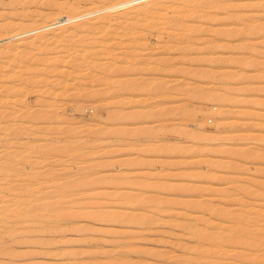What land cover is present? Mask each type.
Wrapping results in <instances>:
<instances>
[{
	"label": "rangeland",
	"instance_id": "374dc122",
	"mask_svg": "<svg viewBox=\"0 0 264 264\" xmlns=\"http://www.w3.org/2000/svg\"><path fill=\"white\" fill-rule=\"evenodd\" d=\"M233 29L246 31L231 35L227 33ZM255 46L257 50H254ZM0 54V73L3 75L0 74V112L3 111L0 113V164L5 165L3 169H6L2 173L10 181L6 180L7 186L17 185V189L10 192L16 193L17 190L18 196L22 194L19 197L22 202L26 201L25 196V199H32L37 192L39 194L35 198L40 202L35 203L38 202L40 207L44 205V208H39L36 204V208L33 204L41 211L35 209V215L29 214L33 220L23 214L17 218L12 213L0 215V264H264V200L253 196L254 199L249 194L245 196L244 190L240 189L244 185L253 190L258 180L264 182V128L261 130L256 126H260L259 123L264 125V0H0ZM234 59L250 62L243 67L238 66ZM189 71L191 74L186 73ZM195 76L198 79H194ZM182 83L183 90L179 91ZM200 94L203 96L198 99ZM233 96L240 102L233 103L236 99ZM242 98L244 101L241 102ZM248 108L250 113L246 116L244 114ZM209 111L217 115L213 116ZM38 113L40 115L37 116ZM106 115L108 118L102 121L101 118ZM119 116L124 117L121 120L123 123ZM244 119L248 121L240 129L239 123ZM215 124L226 125L217 127ZM33 128L36 130L33 131ZM38 128L42 131L38 132ZM113 128L112 136L109 132ZM124 128L125 131L122 130ZM50 129L52 131L49 133ZM71 129L73 133L68 132ZM76 132H79L77 137ZM123 132L129 137L123 136ZM198 135L199 138L203 135L206 140L203 141L202 137L203 142H199L196 140ZM245 135H259V140L249 142L247 137H243ZM68 140H71L70 143ZM35 147L37 152H34ZM241 150L249 152L245 155ZM85 153L89 156H85ZM50 162L55 165L48 164ZM38 173L41 176L39 180ZM84 177L89 180L86 181ZM78 178L81 184L83 179L86 182L82 184L83 187ZM90 180L95 182L91 183ZM28 181L33 190L28 188ZM69 181L72 186L76 181L77 186L75 184L73 188L77 190L70 188ZM67 183L69 187H66ZM169 185L171 187H167ZM26 187L32 193L28 194ZM228 187L233 189V193L241 191L240 195L223 199L222 191ZM67 188L70 190L67 191ZM189 200L217 206L221 213L219 247H222L219 248L218 261L204 257L207 249L203 245L201 230L204 227L203 219L210 217L209 207L205 208L207 211L191 208ZM89 201L94 204L90 206L91 210H79L80 205ZM97 202L101 205L96 206ZM71 206L76 208L75 213H69ZM109 209H112L115 218ZM61 210H65L66 217L64 212L62 217ZM95 211L99 212L96 214ZM4 218H7L6 221Z\"/></svg>",
	"mask_w": 264,
	"mask_h": 264
},
{
	"label": "bare ground",
	"instance_id": "6f19581e",
	"mask_svg": "<svg viewBox=\"0 0 264 264\" xmlns=\"http://www.w3.org/2000/svg\"><path fill=\"white\" fill-rule=\"evenodd\" d=\"M211 1H213V0H211ZM238 2H239V1H238ZM246 6H247V5H246ZM244 31H246V30H244ZM244 31H236L235 29H233V30H228L227 33H229V34L231 35V34H233V33L236 34L235 32H242V33H243ZM252 31H253V30H252ZM244 33H245V32H244ZM248 33H249V32H248ZM248 33H247V35H251V33H250V34H248ZM30 39H31V38H30ZM33 39H34V38H33ZM27 41H29V40H27ZM32 42H33V40H32ZM242 46H244V45H242ZM245 47H246V46H245ZM246 48L249 49L248 46H247ZM240 49H241V48H240ZM29 50H30V49H29ZM37 50H38V49H37ZM254 50H257L256 46H255ZM33 51H34V49H33ZM246 51L249 52L248 50H246ZM45 53H47V52H45ZM249 53H250V52H249ZM259 53H260V52H258V54H259ZM6 54H7V53H6ZM21 54H22V53H21ZM33 54H34V53H33ZM252 54H253V53H252ZM254 54L257 55V53H254ZM260 54H261V53H260ZM260 54H259V55H260ZM0 55H1V54H0ZM16 55H17V54H16ZM16 55H15V56H16ZM22 55H23V54H22ZM30 55H31V54H30ZM43 55L45 56L46 54H43ZM43 55H42V56H43ZM250 55H251V54H250ZM13 56H14V55H13ZM17 56H18V55H17ZM38 56H39V55H38ZM40 56H41V55H40ZM48 56H49V55H48ZM247 56H248V55H247ZM253 56H255V55H253ZM3 57H4V55H3ZM5 57H6V56H5ZM18 57H20V55H19ZM24 57H25V56H24ZM238 57H240V56H238ZM0 58H1V57H0ZM7 58H8V57H7ZM35 58H36V57H35ZM37 58H38V57H37ZM55 58H56V57H55ZM247 58H248V57H247ZM17 59H19V58H17ZM30 59H31V58H30ZM43 59H44V57H43ZM45 59H46V57H45ZM45 59H44V60H45ZM51 59H52V57H51ZM21 60H23V59L21 58ZM26 60H27V58H26ZM53 60H55V59H53ZM60 60H61V59H60ZM237 60H238V61H236V59H234V61L237 62L238 66L240 65V66H243V67L246 66V64L248 65V63L250 62V61H247L246 59H237ZM17 61H18V60H17ZM24 61H25V60H24ZM30 61H31V60H30ZM48 61H49V60H48ZM263 61H264V60H263ZM19 62H20V61H19ZM27 62H28V61H27ZM27 62H25V63H27ZM35 62H36V61H35ZM44 62H45V61H44ZM16 63H17V62H16ZM40 63H41V62H40ZM48 63H49V62H48ZM51 63H52V62H51ZM53 63H54V62H53ZM233 63H234V62H233ZM0 64H1V63H0ZM18 64H20V63H18ZM32 64H33V63H32ZM22 65H23V64H22ZM34 65H35V64H34ZM37 65H38V64H37ZM40 65H41V64H40ZM44 65H45V63H44ZM55 65H56V64H55ZM234 65H236V64L234 63ZM263 65H264V63H263ZM16 66H17V65H16ZM18 66H20V65H18ZM45 66H46V65H45ZM236 66H237V65H236ZM22 67H23V66H22ZM31 67H32V66H31ZM37 67H38V66H37ZM48 67H49V66H48ZM8 68H9V67H8ZM17 68H18V67H17ZM19 68H20V67H19ZM34 68H35V67H34ZM39 68H40V67H39ZM46 68H47V67H46ZM50 68H51V67H50ZM20 69H21V68H20ZM24 69H25V67H24ZM30 69H31V68H30ZM60 69H61V68H60ZM238 69H239V68H238ZM246 69H247V68H246ZM8 70H9V69H8ZM22 70H23V68H22ZM22 70H21V71H22ZM33 70H34V69H33ZM33 70H32V71H33ZM41 70H42V69H41ZM55 70H56V69H55ZM72 70H73V69H72ZM74 70H75V69H74ZM236 70H237V69H236ZM239 70H240V69H239ZM242 70H243V69H242ZM10 71H11V70H10ZM10 71H9V72H10ZM28 71H29V70H28ZM34 71H36V70H34ZM49 71H50V69H49ZM49 71H48V73H49ZM53 71H54V70H53ZM58 71H59V70H58ZM109 71H110V70H109ZM109 71H108V72H109ZM244 71H245V70H244ZM46 72H47V71H46ZM61 72H62V71H61ZM72 72H74V71H72ZM182 72H183V70H182ZM226 72H227V71H226ZM236 72H237V71H236ZM236 72H234V73L236 74ZM239 72H240V71H239ZM263 72H264V71H263ZM18 73H19V72H18ZM18 73H17V74H18ZM51 73H52V72H51ZM57 73H58V72H57ZM57 73H56V74H57ZM59 73H60V72H59ZM59 73H58V74H59ZM110 73H111V72H110ZM113 73H115V72L113 71ZM113 73H111V74H113ZM179 73H180V72H179ZM186 73L191 74L190 71H189V72H186ZM186 73H185V75H186ZM194 73H195V72H194ZM207 73H208V72H206V74H207ZM243 73H244V72H243ZM0 74L2 75V72H1ZM17 74H15V75H17ZM33 74H34V73H33ZM36 74H37V73H36ZM45 74H46V73H45ZM49 74H50V73H49ZM49 74H48V75H49ZM58 74H57V75H58ZM61 74H62V73H61ZM76 74H77V73H76ZM181 74H182V73H181ZM188 74H187V76H188ZM201 74H202V73H201ZM201 74H200V77H201ZM215 74H216V73H215ZM231 74H232V73H231ZM239 74H240V73H239ZM249 74H250V73H249ZM259 74H260V73H259ZM4 75H5V74H4ZM9 75H10V74H9ZM9 75H8V76H9ZM11 75H12V74H11ZM52 75H53V74H52ZM62 75H63V74H62ZM108 75H109V74H108ZM193 75H195V74H193ZM193 75H192L191 77H193ZM196 75H197V74H196ZM204 75H205V74H204ZM210 75H211V74H210ZM220 75L222 76V74H220ZM226 75H227V74H226ZM226 75H225V76H226ZM244 75H245V73H244ZM247 75H248V74H247ZM257 75H258V74H257ZM2 76H3V75H2ZM34 76H35V75H34ZM60 76H61V75H60ZM63 76H65V75H63ZM81 76H82V75H81ZM105 76H106V75H105ZM109 76H110V75H109ZM202 76H203V75H202ZM216 76H217V75H216ZM227 76H228V75H227ZM231 76H232V75H231ZM252 76H253V75H252ZM9 77H10V76H9ZM13 77H14V76H13ZM36 77H37V76H36ZM47 77H48V76H47ZM56 77H57V76H55V78H56ZM74 77H75V76H74ZM200 77H199V80H200ZM219 77H220V76H219ZM236 77H237V76H236ZM258 77H259V76H258ZM258 77H257V78H258ZM260 77H261V76H260ZM262 77H263V76H262ZM262 77H261V78H262ZM2 78H3V77H1V79H2ZM16 78L18 79V76H17ZM21 78H22V77H21ZM29 78H30V77H29ZM34 78H35V77H34ZM37 78H39V77H37ZM51 78H52V77H51ZM51 78H50V79H51ZM189 78H190V76H189ZM189 78H188V79H189ZM195 78L198 79V77H196V76L194 77V79H195ZM201 78H202V77H201ZM208 78H209V77H208ZM248 78H249V77H248ZM252 78H254V77H252ZM17 79H16V80H17ZM22 79H23V78H22ZM24 79H25V78H24ZM57 79H58V78H57ZM79 79H80V78H79ZM107 79H108V78H107ZM109 79H110V78H109ZM109 79H108V80H109ZM114 79H115V78H114ZM188 79H187V80H188ZM192 79H193V78H192ZM197 79H196V80H197ZM202 79H203V78H202ZM202 79H201V80H202ZM205 79H206V78H205ZM226 79H227V78H226ZM229 79H230V78H229ZM229 79H228V81H229ZM233 79H235V78H233ZM237 79H238V78H237ZM240 79H241V78H240ZM262 79H263V78H262ZM9 80H10V79H9ZM16 80H15V81H16ZM42 80H43V79H42ZM59 80H61V79H59ZM67 80H68V79H67ZM90 80H91V79H90ZM184 80H186V79H184ZM190 80H191V79H190ZM213 80H214V78H213ZM221 80H223V79H221ZM238 80H239V79H238ZM238 80H237V82H238ZM54 81H55V80H53V82H54ZM56 81H57V80H56ZM78 81H79V80H78ZM105 81H106V80H105ZM242 81H243V79H242ZM253 81H254V80H253ZM101 82H102V81H101ZM111 82H112V81H111ZM184 82H187V81H184ZM189 82H191V81H189ZM231 82H232V78H231ZM233 82H234V81H233ZM239 82H240V81H239ZM263 82H264V81H263ZM9 83H10V82H9ZM17 83H18V82H17ZM19 83H20V82H19ZM49 83H50V82H49ZM59 83H60V82H59ZM105 83H106V82H105ZM109 83H110V82H109ZM109 83H108V85H109ZM122 83H123V82H122ZM122 83H121V84H122ZM136 83H137V81H136ZM167 83H168V82H167ZM167 83H166V84H167ZM192 83H193V82H192ZM221 83H222V81H221ZM243 83H244V82H243ZM248 83H249V82H248ZM12 84H14V83H12ZM30 84H31V83H30ZM55 84H56V83H55ZM68 84H69V83H68ZM71 84H72V83H71ZM74 84H75V83H74ZM98 84H100V83H98ZM114 84H115V83H114ZM116 84H119V82H117ZM168 84H169V83H168ZM186 84H187V83H186ZM186 84H185V85H186ZM216 84H217V83H216ZM226 84H227V82H226ZM17 85H18V84H17ZM28 85H29V83H28ZM44 85H45V83H44ZM51 85H52V83H51ZM65 85H66V84H65ZM112 85H113V84H112ZM140 85H141V84H140ZM140 85L138 86V89L140 88ZM189 85H190V84H189ZM217 85H218V84H217ZM229 85H230V84H229ZM229 85H228V86H229ZM233 85H234V84H233ZM4 86H6V84L3 85V87H4ZM12 86H13V85H12ZM14 86H16V85H14ZM30 86H31V85H30ZM36 86H37V85H36ZM55 86H56V85H55ZM114 86H115V85H114ZM117 86H118V85H117ZM119 86H120V85H119ZM182 86H183V83H182V85L180 84V89H179V91H182V90H183V87H182ZM187 86H188V85H187ZM220 86L223 87L222 85H220ZM225 86H226V85H225ZM244 86H245V84H244ZM249 86H250V85H249ZM28 87H29V86H28ZM34 87H35V86H34ZM44 87H45V86H44ZM65 87H66V86H65ZM106 87H107V86H106ZM112 87H113V86H112ZM153 87H155V86L153 85ZM153 87L151 86V89H152ZM159 87H160V86H159ZM159 87H157V88H159ZM184 87H185V86H184ZM14 88H15V87H14ZM18 88H19V87H18ZM47 88H48V87H47ZM122 88H123V86H122ZM130 88H131V87H130ZM134 88H136V87L134 86ZM141 88H142V86H141ZM162 88H163V86H162ZM45 89H46V87H45ZM54 89H55V88H54ZM67 89H68V88H67ZM119 89H120V88H119ZM138 89H136V90H138ZM151 89H150V90H151ZM153 89H154V88H153ZM227 89H228V88L226 87V90H227ZM238 89H239V88H238ZM249 89H250V87H249ZM31 90H32V89H31ZM31 90H30V91H31ZM131 90L133 91L134 89L131 88ZM136 90H135V91H136ZM154 90H155V89H154ZM166 90H167V89H166ZM232 90H233V89H232ZM243 90H244V89H243ZM245 90H246V89H245ZM245 90H244V91H245ZM12 91H13V90H12ZM49 91H50V89H49ZM49 91H48V92H49ZM113 91H114V89H113ZM117 91H118V90H117ZM132 91H131V92H132ZM135 91L133 92V94H135ZM152 91H153V90H152ZM228 91H229V90H228ZM244 91H243V93H244ZM19 92H20V90H19ZM32 92H35V91H32ZM37 92H38V91H37ZM55 92H56V91H55ZM156 92H160V91L157 90ZM22 93H23V92H22ZM25 93H26V91H25ZM39 93H40V92H39ZM43 93H44V92H43ZM95 93H96V92H95ZM136 93H137V92H136ZM225 93H226V92H225ZM225 93H224V95H225ZM227 93L229 94V92H227ZM227 93H226V94H227ZM234 93H235V92H234ZM238 93H239V92H238ZM254 93H255V92H254ZM9 94H10V93H9ZM13 94H14V92H13ZM108 94H109V93H108ZM112 94H113V93H112ZM189 94H191V93H189ZM201 94H203V93H201ZM201 94H200V95H201ZM228 94H227V95H228ZM240 94H241V93H240ZM6 95H7V94H6ZM93 95H94V94H93ZM109 95H110V94H109ZM150 95H151V93H150ZM159 95H160V94H158V95H156V96H159ZM192 95H193V92H192ZM195 95H196V97H197L196 92H195ZM97 96H98V95H97ZM119 96H120V95H119ZM202 96H203V95L198 96V99H200V97H202ZM21 97H22V96H21ZM24 97H25V96H24ZM38 97H39V96H38ZM46 97H47V96H46ZM99 97H100V96H99ZM101 97H102V95H101ZM137 97H138V96H137ZM190 97H191V96L189 95V98H190ZM224 97H225V96H224ZM227 97H228V96H226V98H227ZM233 97H234V96H233ZM17 98H18V97H17ZM154 98H155V97H154ZM192 98H193V97H192ZM231 98H232V97H231ZM231 98H230V102H231V100H232ZM235 98H236V97H234V99H235ZM7 99H8V97H7ZM55 99H56V98H55ZM228 99H229V98H228ZM244 99H246V98H244ZM43 100H44V99H43ZM112 100H113V99H112ZM122 100H123V99H122ZM39 101H40V100H39ZM238 101H239V100H237V98H236V99H235L234 101H232V102H233V103H235V102L238 103ZM242 101H244L243 98H242L241 102H242ZM254 101H255V103L257 102L256 100H254ZM16 102H17V99H16ZM19 102H20V100H19ZM99 102H100V101H99ZM120 102H121V100H120ZM239 102H240V101H239ZM258 102L260 103V101H258ZM261 102H262V101H261ZM21 104H22V103H21ZM24 104H25V103H24ZM43 104H44V103H43ZM43 104H42V105H43ZM97 104H98V103H97ZM231 104H232V103H230V105H231ZM244 104H245V103H244ZM248 104H249V103H248ZM11 105H13V104H11ZM106 105H107V104H106ZM121 105H122V104H121ZM228 105H229V104H228ZM232 105H234V104H232ZM103 106H104V105H103ZM234 106H235V105H234ZM247 106H248V105H247ZM104 107H105V106H104ZM121 107H122V106H121ZM4 108H5V107H4ZM13 108H14V107H13ZM16 108H19V107H16ZM23 108H24V107H23ZM25 109H26V108H25ZM112 110H113V109H112ZM112 110H110V111L113 112ZM227 110H229V109H227ZM13 111H14V110H13ZM28 111H29V110H28ZM107 111H108V109H107ZM119 111H120V110H119ZM6 112H7V111H6ZM11 112H12V111H11ZM120 112H121V111H120ZM209 112H210V113H213V111H209ZM209 112H208V113H209ZM222 112H223V111H222ZM226 112H227V111H226ZM245 112H246V113H245L244 115H246V116L249 115V113H250L249 108H248ZM259 112H260V111H259ZM0 113H3V111L0 112ZM20 113H21V111H20ZM44 113H45V111H44ZM108 113H110V112L108 111ZM114 113H115V112H114ZM114 113H113V114H114ZM118 113H119V112H118ZM208 113H206V115H209ZM257 113H258V112H257ZM5 114H6V113H5ZM11 114H12V113H11ZM30 114H31V113H30ZM30 114H29V115H30ZM116 114H117V113H116ZM116 114H114V115H116ZM219 114H220V113H219ZM221 114H222V113H221ZM223 114H224V112H223ZM0 115H1V114H0ZM8 115H9V114H8ZM13 115H14V114H13ZM18 115H19V114H18ZM25 115H26V112H25ZM27 115H28V114H27ZM29 115H28V116H29ZM38 115H40V113H38L37 116H38ZM49 115H50V114H49ZM92 115H93V113H92ZM108 115H109V114H108ZM114 115H113V118H114ZM123 115H124V114H123ZM123 115H122V116H123ZM212 115L215 116V115H217V114L214 115V113H213ZM244 115H243V116H244ZM258 115H259V114H258ZM261 115H262V114H260L259 116H261ZM5 116H6V115H5ZM11 116H12V115H11ZM42 116L44 117L45 115H42ZM53 116H55V114H54ZM57 116H58V115H57ZM122 116H119V117H121V119H119L120 121L123 120L122 118H124V117H122ZM137 116H138V115H137ZM213 116H212V117H213ZM223 116H224V115H223ZM223 116L221 115L220 117L222 118ZM259 116H258V118H260ZM1 117H2V115H1ZM1 117H0V119H1ZM3 117H4V116H3ZM9 117H10V116H9ZM14 117H15V116H14ZM18 117H19V116H18ZM20 117H24V116H20ZM45 117H46V116H45ZM47 117H48V116H47ZM51 117H52V116H51ZM60 117H61V116H60ZM109 117H110V116H109ZM133 117H134V116H133ZM139 117H140V116H139ZM248 117H249V116H248ZM256 117H257V116H256ZM28 118H29V117H28ZM28 118H27V119H28ZM39 118H40V117H39ZM61 118H62V117H61ZM107 118H108V117H107V115H106V116H103L101 119H102V121H103V120H105V119H107ZM135 118H136V117H135ZM223 118H224V117H223ZM226 118H227V117H226ZM7 119H9V118H7ZM13 119H14V118H13ZM21 119H22V118H21ZM34 119H36V118H33V120H34ZM43 119H44V118H43ZM55 119H56V118H55ZM58 119H59V117H58ZM117 119H118V118H117ZM125 119H126V117H125ZM133 119H134V118H132L131 120H133ZM136 119H137V118H136ZM138 119H139V118H138ZM206 119H207V118H206ZM245 119H246V118H245ZM245 119H244L242 122L239 123V128H240V129H243V126L247 123L248 120H245ZM263 119H264V118H263ZM16 120H17V119H16ZM31 120H32V119H31ZM31 120H30V121H31ZM37 120H38V119H37ZM60 120H64V119H60ZM210 120H211V119H210ZM1 121H2V120H1ZM3 121H4V120H3ZM7 121H8V120H7ZM9 121H10V120H9ZM25 121H26V119H25ZM43 121H44V120H43ZM124 121H126V120H124ZM220 121H221V120H220ZM220 121H219V122H220ZM227 121H228V120H227ZM22 122H23V121H22ZM35 122H36V120H35ZM39 122H40V121H39ZM54 122H56V121H54ZM115 122H116V121H115ZM121 122L123 123V121H121ZM133 122H134V121H133ZM138 122H139V121H138ZM217 122H218V121H217ZM254 122H255V121H254ZM260 122H261V121H260ZM4 123H5V122H4ZM50 123H51V121H50ZM60 123H61V122H60ZM80 123H82V122H80ZM83 123H84V122H83ZM109 123H110V122H109ZM131 123H132V122H131ZM214 123H215V122H214ZM220 123H221V122H220ZM257 123H258V122H257ZM257 123H256V124H257ZM6 124H7V123H6ZM144 124H145V123H144ZM256 124H255V125H256ZM259 124H260V126H259L258 124H257L256 126L260 127V129L262 128L261 130H263L264 125L261 124V123H259ZM4 125H5V124H4ZM12 125L14 126V124H12ZM16 125H17V124H16ZM18 125H19V124H18ZM21 125H22V124H21ZM21 125H20V126H21ZM32 125H33V124H32ZM58 125H59V124H58ZM88 125H89V124H88ZM113 125H115V124H113ZM122 125H123V124H122ZM125 125H126V124H125ZM136 125H137V124H136ZM216 125H217V127H222L223 125H226V124H223V125H221V126H220L219 124H215L214 126H216ZM5 126H6V125H5ZM7 126H8V125H7ZM13 126H12V127H13ZM22 126H23V125H22ZM29 126H30V125H29ZM45 126H46V125H45ZM84 126H85V125H84ZM86 126H87V125H86ZM94 126H95V125H94ZM116 126H117V125H116ZM127 126H128V125H127ZM130 126H131V125H130ZM140 126H142V125H140ZM228 126L230 127V123L228 124ZM231 126H232V125H231ZM15 127H17V126H15ZM25 127H27L26 124H25ZM30 127H31V126H30ZM30 127H28V128L30 129ZM33 127H36V126H33ZM38 127H40V126H38ZM53 127H54V126H53ZM55 127H56V126H55ZM55 127H54V128H55ZM77 127H78V126H77ZM96 127H97V126H96ZM107 127H108V126H107ZM161 127H162V126H161ZM2 128H3V127H2ZM40 128H42V127H40ZM40 128H38V132H41V131H42V129H41V131L39 130ZM47 128H48V127H47ZM49 128H50V127H49ZM49 128H48V129H49ZM71 128H72V127H71ZM75 128H76V126H75ZM84 128H85V127H84ZM110 128L112 129V127H110ZM115 128H116V127H115ZM115 128H113V130H112L111 132H109V133H112L113 131H115ZM143 128H144V127H143ZM151 128H152V127H151ZM151 128H150V129H151ZM171 128H172V127H171ZM173 128H177V127H173ZM3 129H4V128H3ZM10 129H11V128H10ZM12 129H14V128H12ZM17 129H18V127H17ZM19 129H20V128H19ZM25 129H26V128H25ZM43 129H44V128H43ZM51 129H52V128H51ZM51 129L49 130V133H50V131H52ZM67 129H68V128H67ZM72 129H74V128H72ZM72 129H71V130H68V132H69V131L71 132ZM90 129H91V128H90ZM106 129H107V128H106ZM120 129H121V128H120ZM120 129H119V130H120ZM127 129H128V128H127ZM127 129H126V130H127ZM240 129H239V130H240ZM15 130H16V128H15ZM15 130H12V132L14 131V133H16ZM34 130H36V128H35V129L33 128V131H34ZM57 130H58V129H57ZM65 130H66V129H65ZM76 130H78V129L76 128ZM76 130H74V132H75ZM85 130H86V129H85ZM91 130H92V129H91ZM109 130H110V129H109ZM122 130L125 131V128L122 129ZM132 130H133V129H132ZM140 130H142V129H140ZM144 130L146 131L147 129H144ZM148 130H149V128H148ZM181 130H182V129H181ZM0 131H1V130H0ZM4 131H5V129H4ZM9 131H10V130H9ZM33 131H31V132H33ZM45 131H46V130H45ZM53 131H56V129H55V130L53 129ZM80 131H81V130H80ZM80 131H79V132H80ZM88 131H89V129H88ZM94 131H95V130H94ZM116 131H118V130H116ZM129 131H131V130L129 129ZM134 131H135V130H134ZM137 131H138V130H137ZM145 131H144V132H145ZM152 131H153V129H152ZM172 131H173V129H172ZM174 131H175V130H174ZM174 131H173V132H174ZM179 131H180V129H179ZM2 132H3V131H2ZM10 132H11V131H10ZM17 132H18V130H17ZM19 132H20V131H19ZM23 132H24V131H23ZM46 132H47V131H46ZM64 132H65V131H64ZM70 132H69V133H70ZM79 132L74 133L75 136H76V135H79ZM89 132H90V131H89ZM97 132L100 133L99 131H97ZM97 132H96V133H97ZM101 132H103V131H101ZM107 132H108V130H107ZM119 132H120V131H119ZM126 132H128V130H127ZM131 132H133V131H131ZM141 132H142V131H141ZM150 132H151V131H150ZM167 132H168V131H167ZM182 132H183V130H182ZM260 132H262V131H260ZM4 133H5V132H4ZM7 133H8V129H7ZM25 133H28V132H25ZM33 133H34V132H33ZM43 133H45V132L43 131ZM47 133H48V132H47ZM47 133H46V134H47ZM58 133H59V130H58ZM58 133H57V134H58ZM62 133H63V132H62ZM71 133H73V132H71ZM77 133H78V134H77ZM81 133H82V131H81ZM96 133H94V134H96ZM113 133H114V132H113ZM113 133H112V136H113ZM115 133H116V132H115ZM117 133H118V132H117ZM117 133H116V134H117ZM123 133H124V132H123ZM138 133H139V132H138ZM168 133H170V132H168ZM179 133H180V132H179ZM263 133H264V132H263ZM5 134H6V133H5ZM9 134H10V133H9ZM16 134H17V133H16ZM16 134H15V135H16ZM18 134H19V133H18ZM63 134H65V133H63ZM66 134H68V133H66ZM83 134H84V132H83ZM85 134H86V133H85ZM87 134H88V132H87ZM90 134H91V133H90ZM92 134H93V133H92ZM101 134H102V133H101ZM128 134H130V133L128 132ZM132 134H134V133H132ZM141 134H142V133H141ZM182 134H183V133H182ZM13 135H14V134H13ZM28 135H30V134H28ZM51 135H52V134H51ZM61 135H62V134H61ZM70 135H71V134H69V136H70ZM88 135H89V134H88ZM108 135H109V134H108ZM114 135H115V134H114ZM117 135L119 136V133H118ZM134 135H135V134H134ZM136 135H137V134H136ZM138 135H139V134H138ZM172 135H173V134H172ZM177 135H179V134H177ZM199 135H200V134H199ZM199 135L197 136L198 139L196 138V140H198L199 142L202 141V139H203V141L206 140V137H204L203 135H202L200 138H202V137H204V138L200 139V138H199ZM11 136H12V135H11ZM17 136L19 137V136H22V135H17ZM67 136H68V135H67ZM67 136H66V137H67ZM75 136H74V137H75ZM120 136H121V135H120ZM123 136H127V137H129V136H128L127 134H125V133H124ZM131 136H132V135H131ZM258 136H259V135H258ZM258 136L250 135L249 137H247V136L245 135V136H243V137H244V138L247 137V140L250 142V140H255V139L259 140V139L257 138ZM2 137H3V136H2ZM5 137H6V136H5ZM53 137H54V136H53ZM63 137H64V136H63ZM76 137H77V136H76ZM80 137H81V136H80ZM86 137H87V136H86ZM179 137H180V136H179ZM227 137H228V136H227ZM229 137H230V136H229ZM10 138H11V137H10ZM10 138H9V139H10ZM12 138H13V136H12ZM21 138H22V137H21ZM23 138H24V137H23ZM26 138H28V137H26ZM106 138H108V137L106 136ZM0 139H1V138H0ZM63 139H65V138H63ZM123 139H124V138H123ZM127 139H128V138H127ZM199 139H200V140H199ZM24 140H25V139H24ZM30 140H31V139H30ZM78 140H79V139H78ZM83 140H84V139H83ZM196 140H195V141H196ZM247 140H245V141H247ZM4 141H5V140H4ZM60 141H61V140H60ZM70 141H71V140H70ZM70 141L68 140L69 143H70ZM72 141H73V140H72ZM80 141H81V140H80ZM195 141H194V142H195ZM198 141H197V142H198ZM203 141H202V142H203ZM6 142H7V141H6ZM9 142H10V141H9ZM12 142H14V141H12ZM15 142H16V140H15ZM20 142H21V141H20ZM62 142H63V141H62ZM73 142H74V141H73ZM129 142H130V141H129ZM133 142H134V141H133ZM251 142H252V141H251ZM7 143H8V142H7ZM22 143H23V142H22ZM22 143H21V144H22ZM59 143H60V142H59ZM64 143H65V141H64ZM69 143H67V144L69 145ZM78 143H79V142H78ZM8 144H9V143H8ZM14 144H15V143H14ZM67 144H66V145H67ZM83 144H84V143H83ZM122 144H123V143H122ZM135 144H136V143H135ZM199 144H200V143H199ZM11 145H12V143H11ZM16 145H17V144H16ZM23 145H24V143H23ZM29 145H30V144H29ZM33 145H34V144H33ZM39 145H40V144H39ZM42 145H43V144H42ZM56 145H58V144H56ZM56 145H55V146H56ZM61 145H63V144H61ZM61 145H58V146H61ZM64 145H65V144H64ZM64 145H63V146H64ZM79 145H80V144H79ZM81 145H82V144H81ZM90 145H91V144H90ZM90 145H89V146H90ZM2 146H3V145H1V147H2ZM17 146L19 147V143H18ZM21 146H22V145H21ZM35 146H36V145H35ZM82 146H83V145H82ZM127 146H128V145H127ZM127 146H126V147H127ZM131 146H132V144H131ZM172 146H173V145H172ZM199 146H200V145H199ZM6 147H8V145H7ZM12 147H13V146H12ZM14 147H15V146H14ZM26 147H27V146H25V148H26ZM46 147H48V146H46ZM49 147H50V146H49ZM49 147H48V148H49ZM51 147H52V146H51ZM74 147H75V146H74ZM76 147H78L77 144H76ZM90 147H91V146H90ZM203 147H204V146H203ZM8 148H9V147H8ZM61 148H62V147H61ZM63 148H64V147H63ZM78 148H79V147H78ZM78 148H77V149H78ZM85 148H86V147H85ZM93 148H94V147H93ZM128 148H129V147H128ZM132 148H133V147H132ZM136 148H138V147L136 146ZM172 148H174V147H172ZM180 148H181V147H180ZM200 148H201V147H200ZM39 149H40V148H39ZM58 149H60V147H59ZM104 149H105V148H104ZM165 149H166V148H165ZM176 149H177V148H176ZM178 149H179V148H178ZM204 149L206 150V148H204ZM239 149H240V148H239ZM7 150H8V149H7ZM7 150H6V151H7ZM26 150H27V149H26ZM35 150H36V147H35ZM35 150H34V152H37V150H36V151H35ZM53 150H55V148H53ZM80 150H81V149H80ZM106 150H107V149H106ZM122 150H123V149H122ZM124 150H125V148H124ZM124 150H123V151H124ZM132 150H133V149H132ZM137 150H138V149H137ZM141 150H142V149H141ZM161 150H162V149H161ZM200 150H201V149H200ZM200 150H199V151H200ZM234 150H235V149H234ZM245 150H246V149H245ZM245 150H244V151H245ZM248 150H249V149H248ZM9 151H10V149H9ZM11 151H12V150H11ZM11 151H10V152H11ZM19 151H20V150H19ZM39 151H40V150H39ZM46 151H47V150H46ZM50 151H52V150H50ZM57 151H58V150H57ZM70 151H71V150H70ZM87 151H88V150H87ZM142 151H143V150H142ZM145 151H146V150H145ZM181 151H182V150H181ZM196 151H197V150H196ZM199 151H198V152H199ZM228 151H229V150H228ZM239 151H240V150H239ZM241 151H242V150H241ZM244 151H242V152H244ZM249 151H250V150H249ZM249 151H246V152H249ZM43 152H44V150H43ZM48 152H49V149H48ZM48 152H47V154L50 153V155H51V152H49V153H48ZM73 152H74V151H73ZM78 152H79V150H78ZM78 152H77V153H78ZM84 152H85V151H84ZM116 152H117V151H116ZM127 152H128V151H127ZM129 152H130V151H129ZM133 152H134V150H133ZM201 152H202V151H201ZM231 152H232V151H231ZM246 152H244V154H245ZM252 152H253V151H252ZM1 153H2V152H1ZM13 153H14V152H13ZM18 153H19V152H18ZM22 153H23V152H22ZM22 153H21V154H22ZM27 153H28V152H27ZM30 153H31V152H30ZM39 153H40V152H39ZM52 153H53V151H52ZM88 153H89V152H88ZM90 153H91V152H90ZM90 153H89V154H90ZM106 153H108V152H106ZM137 153H138V152H137ZM137 153H136V154H137ZM233 153H234V152H233ZM240 153H241V152H240ZM8 154H9V153H8ZM8 154H6V155H8ZM31 154H32V153H31ZM33 154L35 155V153H33ZM74 154H76V153H74ZM85 154H86L85 156H87V155L89 156V154H87V153H85ZM109 154H110V153H109ZM114 154H120V153H114ZM148 154H149V153H148ZM229 154H230V153H229ZM235 154H236V153H235ZM244 154H243V155H244ZM0 155H1V154H0ZM9 155H10V154H9ZM23 155H24V153H23ZM83 155H84V154H83ZM138 155H139V154H138ZM138 155H137V156H138ZM144 155H145V153H144ZM245 155H246V154H245ZM247 155H249V154H247ZM257 155H258V156H257V158H258V157H259V154H257ZM260 155H261V154H260ZM3 156H4V155H3ZM17 156H19V154H17ZM67 156H68V155H67ZM69 156H71V155H69ZM91 156H92V158H93V155H92V154H91ZM109 156H110V155H109ZM251 156H252V154H251ZM0 157H2V156H0ZM11 157H12V156H11ZM20 157H21V156H20ZM25 157H27V156H25ZM30 157H32V156H30ZM49 157H50V156H49ZM74 157H75V159H76V157H78V156L76 155V156H74ZM83 157H84V156H83ZM83 157H81V158H83ZM99 157H100V156H99ZM107 157H108V156H107ZM134 157H135V155H134ZM227 157H228V156H227ZM231 157H234V156H231ZM249 157H250V156H249ZM3 158H4V157H3ZM7 158H8V157H7ZM7 158H6V159H7ZM27 158H28V157H27ZM33 158H34V157H33ZM33 158H32V159H33ZM41 158H43V157H41ZM56 158H57V157H56ZM86 158H87V157H86ZM89 158H90V157H89ZM131 158H132V156H131ZM252 158L254 159L255 157H252ZM262 158L264 159V157H262ZM262 158H261V160H262ZM0 159H1V158H0ZM9 159H11V158H9ZM19 159H20V158H19ZM19 159H18V161H19ZM22 159H23V158H22ZM30 159H31V158H30ZM77 159H78V158H77ZM77 159H76V160H77ZM95 159H96V158H95ZM142 159H143V158H142ZM16 160H17V159H16ZM33 160H34V159H33ZM40 160H41V159H40ZM47 160H48V159H47ZM47 160H46V161H47ZM49 160H50V159H49ZM57 160H58V159H57ZM93 160H94V159H93ZM96 160H97V159H96ZM102 160H103V159H102ZM104 160H105V159H104ZM118 160H119V158H118ZM132 160H133V159H132ZM132 160H131V161H132ZM134 160H136V159H134ZM257 160L259 161V159H257ZM261 160H260V161H261ZM4 161H5V160H4ZM34 161H35V160H34ZM34 161H33V162H34ZM36 161H37V160H36ZM42 161H43V160H42ZM91 161H92V160H91ZM120 161H121V159H120ZM124 161H125V160H124ZM124 161H122L123 164H124ZM13 162H14V161H13ZM19 162H20V161H19ZM22 162L24 163L25 160L22 161ZM26 162H27V161H26ZM31 162H32V160H31ZM38 162H40V161H38ZM38 162H37V163H38ZM47 162H48V161H47ZM51 162H52V161H51ZM51 162L48 163V164H50V165L53 164V163H51ZM54 162H55V161H54ZM75 162H76V161H75ZM87 162H88V161H87ZM114 162H115V161H114ZM114 162H113V163H114ZM122 162H121V163H122ZM6 163H7V162H6ZM10 163H11V161H10ZM14 163H15V162H14ZM17 163H18V162H17ZM20 163H21V162H20ZM35 163H36V162H35ZM45 163H46V162H45ZM68 163H69V162H68ZM71 163H72V162H71ZM93 163H95V162L93 161ZM100 163H101V162H100ZM109 163H110V162H109ZM125 163H127V162L125 161ZM136 163H137V162H136ZM139 163H140V161H139ZM4 164H5V163H4ZM48 164H47V165H48ZM88 164H89V163H88ZM88 164H87V165H88ZM91 164H92V162H91ZM101 164H102V163H101ZM104 164H105V163H104ZM110 164H112V163H110ZM114 164H115V163H114ZM130 164H131V163H130ZM144 164H146V163H144ZM259 164H261V163H259ZM0 165H1V164H0ZM7 165H8V163H7ZM16 165H17V164H15V166H16ZM22 165H23V164H22ZM38 165H39V164H38ZM53 165H55V164H53ZM69 165H70V164H69ZM72 165H73V164H72ZM83 165H85V164H83ZM106 165H107V163H106ZM108 165H109V164H108ZM108 165H107V166H108ZM230 165H231V164H230ZM1 166H2V165H1ZM3 166H5V165H3ZM3 166L0 167V172H1V173H2V172L4 171V169H5V168L3 169ZM15 166H14V167H15ZM24 166H25V165H24ZM35 166H36V164H35ZM81 166H82V165H81ZM95 166H97V165H95ZM95 166H94V167H95ZM102 166H103V168L105 167L104 165H102ZM141 166H142V165H140V167H141ZM12 167H13V165H12ZM30 167H32V166H30ZM45 167H46V166H45ZM85 167H86V165H85ZM91 167H92V165H91ZM110 167H111V165H110ZM119 167H120V166H119ZM137 167L139 168V166H137ZM142 167H143V166H142ZM257 167H258V166H257ZM10 168H11V167H10ZM20 168H22V167H20ZM60 168H61V167H60ZM67 168H68V166H67ZM67 168H66V169H67ZM69 168H70V167H69ZM99 168H101V167H99ZM107 168H109V167H107ZM120 168H121V167H120ZM233 168H234V167H233ZM235 168H236V167H235ZM18 169H19V168H18ZM23 169H24V168H23ZM25 169H26V168H25ZM31 169H32V168H31ZM47 169H48V168H47ZM52 169H53V168H52ZM15 170H16V169H15ZM27 170H28V169H27ZM58 170H59V169H58ZM85 170H87V169H85ZM117 170H118V169H117ZM241 170H242V169H241ZM5 171H6V169H5ZM17 171H18V170H17ZM24 171H25V170H24ZM43 171H44V169H43ZM46 171H47V170H46ZM49 171H51V169H50ZM49 171H48V172H49ZM65 171H66V170H65ZM73 171H74V170H73ZM80 171H81V170H80ZM80 171H79V173H80ZM141 171H142V170H141ZM244 171H245V170H244ZM14 172H15V171H14ZM19 172H20V171H19ZM28 172H29V171H28ZM30 172H31V171H30ZM53 172H54V171H53ZM53 172H52V173H53ZM56 172H57V171H56ZM67 172H68V171H67ZM89 172H90V171H89ZM92 172H93V171H92ZM123 172L125 173V171H123ZM123 172H122V173H123ZM126 172H127V171H126ZM139 172H140V171H139ZM143 172H144V171H143ZM153 172H154V171H153ZM161 172H162V170H161ZM165 172H166V170H165ZM1 173H0V174H1ZM52 173H51V174H52ZM58 173H59V172H58ZM58 173H56V174H58ZM85 173H86V172H85ZM110 173H111V172H110ZM137 173H138V172H137ZM144 173H145V172H144ZM149 173H150V172H149ZM197 173H198V172H197ZM197 173H196V174H197ZM259 173L261 174V172H259ZM259 173H258V175H259ZM6 174H9V173H6ZM12 174H13V173H12ZM19 174H20V173H19ZM25 174H27V172H25ZM30 174H32V173H30ZM45 174H46V172H45ZM56 174H55V175H56ZM74 174H75V173H74ZM114 174H115V173H113V175H114ZM117 174H119V173H117ZM153 174H155V172H154ZM196 174H195V175H196ZM14 175H15V174H14ZM41 175H42V174H41ZM92 175H93V174H92ZM144 175H145V174H144ZM144 175H143V176H144ZM156 175H157V174H156ZM261 175H263V173H262ZM7 176H8V175H7ZM11 176H13V175H11ZM17 176H18V175H17ZM17 176H16V177H17ZM24 176H25V175H24ZM24 176L22 175V177H24ZM30 176H31V175H30ZM43 176L45 177V175H43ZM43 176H42V177H43ZM46 176H47V175H46ZM59 176H60V175H59ZM67 176H68V175H67ZM67 176H66V177H67ZM85 176H86V175H85ZM93 176H94V175H93ZM101 176H102V175H101ZM104 176H105V175H104ZM114 176H115V175H114ZM120 176H121V175H120ZM122 176H123V175H122ZM139 176H140V175H139ZM182 176H184V175H182ZM197 176H198V175H197ZM220 176H221V175H219V177H220ZM263 176H264V175H263ZM22 177L19 178V180L22 179ZM28 177H29V176H28ZM35 177H36V176H35ZM39 177H41V176H40L39 173H38L37 179H38ZM47 177H48V176H47ZM55 177H56V176H55ZM60 177H61V176H60ZM82 177H83V176H82ZM102 177H103V176H102ZM115 177H116V176H115ZM249 177H250V176H249ZM26 178H27V177H26ZM74 178H75V176H74ZM74 178H72V179H74ZM86 178H87V176H86ZM105 178H106V180H107V177H105ZM117 178H118V177H117ZM120 178H121V177H120ZM222 178H223V177H222ZM16 179H17V178H16ZM23 179H24V178H23ZM27 179H29V178H27ZM41 179H43V178H41ZM48 179H50V178L48 177ZM58 179H59V178H58ZM70 179H71V178H70ZM84 179H85V177H84ZM84 179H83V180H84ZM122 179H123V178H122ZM257 179H258V178H257ZM260 179H261V178H260ZM6 180H7V178H6L5 174L2 173V174L0 175V215H3V216H4V214H9V213L11 214V213H12V215H14L15 218H17L16 216H18V215H20V216L26 215V216H27V215H29V214H31V213H32L31 215H35L37 212H36V213H33V212H34L33 210H35L37 207H39V208H44V205L40 207V206H38V204H39L38 202L35 203L36 201H39L38 199L35 198L37 192H35V193H36L35 196H34V194L32 195V196H34V198L32 197V199H31V198L28 199L29 197H27V199H28V200H27V199H25V198H26V196H25L24 200H26V201H25V202H22V201H21V198L19 199V197H21L22 194H21V196H18V194H17V193H18L17 190H16V193H15V192L11 193V192L14 191L15 189H17V185L14 183V184H15V186H14V184L12 185V184L9 183L10 186H7V183H6V182L9 181V180H7V181H6ZM12 180H13V179H12ZM25 180H26V179H25ZM34 180H35V179H34ZM34 180H33V181H34ZM38 180H39V179H38ZM50 180H51V179H50ZM75 180H76V179H75ZM77 180L79 181V178H78ZM77 180H76V181H77ZM83 180H81V181L83 182L82 184L86 183V182H84ZM85 180H86V179H85ZM88 180H89V179H88ZM88 180H86V181H88ZM99 180H100V179H99ZM133 180H134V179H133ZM218 180H219V179H218ZM227 180H229V179H227ZM230 180H231V179H230ZM232 180H234V179H232ZM26 181H27V180H26ZM45 181H46V178H45ZM51 181H52V180H51ZM76 181H74L75 184H76ZM90 181H91V180H90ZM90 181L87 182V183L89 184ZM92 181H93V180H92ZM92 181H91V183H92ZM101 181H102V180H101ZM117 181H118V180H117ZM117 181H116V182H117ZM119 181H120V180H119ZM140 181H141V180H140ZM142 181H143V180H142ZM216 181H217V180H216ZM219 181H220V180H219ZM222 181H223V180H222ZM254 181H255V180H254ZM261 181H262V180H261ZM261 181L258 180V182L255 183V187L253 188V190L244 187V185L241 186L240 189H241V191L244 190L243 193H245V194H244L245 196H246V195L248 196V194H249V195H251L252 197L254 196V197L257 198V199L264 200V182H261ZM9 182H10V181H9ZM34 182H35V181H34ZM38 182H40V181H38ZM69 182H70V184H71V181H69ZM74 182H73V183H74ZM93 182H95V181H93ZM102 182H103V181H102ZM110 182H112V181H110ZM116 182H115V183H116ZM152 182H153V181H152ZM161 182H162V181H161ZM243 182H244V181H243ZM248 182H249V180H248ZM16 183H17V182H16ZM77 183H78V182H77ZM79 183H80V185H82L80 181H79ZM79 183H78V184H79ZM99 183H100V181H99ZM150 183H151V182H150ZM230 183H231V182H230ZM17 184H18V183H17ZM25 184H26V183H25ZM33 184H34V183H33ZM39 184H40V183H39ZM50 184H51V183H50ZM75 184H73V186H74ZM117 184H119V183H117ZM152 184H153V183H152ZM162 184H163V183H162ZM173 184H175V183H173ZM197 184H198V183H197ZM260 184H261V185H260ZM29 185H31V184H29V181H28V188H30ZM43 185H44V184H43ZM43 185H42V186H43ZM47 185H48V184H47ZM63 185H64V184H63ZM67 185H69V184L67 183V184H66V187H69V186H70V185H69V186H67ZM80 185H79V186H80ZM100 185H102V184L100 183ZM104 185H106V184L104 183ZM107 185H108V183H107ZM107 185H106V186H107ZM138 185H139V184H138ZM146 185H147V184H146ZM186 185H187V184H186ZM191 185H192V184H191ZM245 185H246V184H245ZM248 185H249V184H248ZM6 186H7L8 188H7ZM21 186L23 187V185H21ZM21 186H20V187H21ZM36 186H37V185H36ZM38 186H39V185H38ZM45 186H46V185H45ZM73 186H72V184H71L70 188L72 189ZM76 186H77V184H76ZM96 186H98V185H96ZM120 186H122V185H120ZM148 186H149V185H148ZM151 186H152V185H151ZM176 186H177V184H176ZM194 186H195V185H194ZM208 186H209V185H208ZM20 187H18V188H20ZM56 187H57V186H56ZM59 187H60V186H59ZM59 187H58V188H59ZM81 187H83V185H82ZM85 187H86V186H85ZM88 187H89V186H88ZM127 187H129V186H127ZM152 187H153V186H152ZM157 187H159V186L157 185ZM167 187H171V186L169 185V186H167ZM179 187H180V186H179ZM211 187H213V186H211ZM243 187L246 188V189H244ZM26 188H27V187H26ZM28 188H27V189H28ZM38 188H41V187H38ZM52 188H53V187H52ZM148 188H149V187H148ZM153 188H154V187H153ZM160 188L162 189L163 186H161ZM216 188H218V187H216ZM250 188H251V187H250ZM27 189H26V190L24 189V190H25L26 192H28V194H29V193H32V191L30 190V189H32V188H30V189H28V190H27ZM49 189H50V188H49ZM49 189L47 188L46 190L49 191ZM53 189H55V188H53ZM74 189H76V188H73V190H74ZM95 189H96V188H95ZM95 189H94V190H95ZM143 189H144V188H143ZM177 189H178V188H177ZM207 189H209V187H207ZM236 189H238V188H236ZM236 189H235V190H236ZM240 189H239V190H240ZM21 190H22V189H21ZM32 190H33V189H32ZM50 190H51V189H50ZM59 190H60V189H59ZM64 190H65V189H64ZM68 190H70V189L67 188V191H68ZM76 190H77V189H76ZM90 190H91V189H90ZM94 190H93V191H94ZM148 190H150V189H148ZM222 190H223V188H222ZM232 190H233V189H230L229 187H228V189H224V190L222 191V193H223V195H222V196H223V199H228V198H231V197L234 198V197H237V195H240L239 193H240L241 191L237 194V193H236L237 191L233 193ZM10 191H11V192H10ZM51 191H52V190H51ZM55 191H57V188H56ZM71 191H72V190H71ZM71 191H69V192H71ZM98 191H99V190H98ZM126 191H127V190H126ZM128 191H129V190H128ZM162 191H164V190H162ZM181 191H183V190H181ZM26 192H24V194H25ZM38 192H39V191H38ZM43 192H44V190H43ZM63 192H65V191H63ZM63 192H62V193H63ZM82 192H83V191H82ZM85 192H86V191H85ZM90 192H91V191H90ZM105 192H106V191H105ZM114 192H115V191H114ZM114 192H113V193H114ZM123 192H124V191H123ZM129 192H130V191H129ZM209 192H210V190H209ZM20 193H21V191H19V194H20ZM41 193H42V192H41ZM45 193H46V192H45ZM53 193H54V192H53ZM53 193H52V194H53ZM65 193H66V192H65ZM77 193H79V191H77ZM77 193H76V194H77ZM99 193H100V192H99ZM134 193H135V192H134ZM139 193L141 194V192H139ZM145 193H146V192H145ZM181 193H182V192H181ZM26 194H27V193H26ZM26 194H25V195H26ZM28 194H27V195H28ZM38 194H39V193H38ZM38 194H37V196H38ZM71 194H73V193H71ZM103 194L105 195L104 192H103ZM106 194H107V193H106ZM114 194H116V193H114ZM114 194H113L112 196H114ZM128 194H129V193H128ZM136 194H137V193H136ZM140 194H139V195H140ZM142 194H143V193H142ZM199 194H202V193H199ZM40 195H41V194H40ZM42 195H44V194H42ZM47 195L49 196L50 194L48 193ZM60 195H61V194H60ZM81 195H82V194H81ZM94 195H95V193H94ZM97 195H98V193H97ZM109 195H111V194H109ZM117 195H118V194H117ZM137 195H138V194H137ZM29 196H30V195H29ZM45 196H46V195H45ZM51 196H52V195H51ZM57 196H58V195H57ZM86 196H87V195L85 194V197H86ZM91 196H93V195H91ZM91 196H90V197H91ZM112 196H111V197H112ZM120 196H122V195H120ZM125 196H126V194H125ZM130 196H131V195H130ZM130 196H129V198H130ZM201 196H202V195H201ZM30 197H31V196H30ZM53 197H54V195H53ZM82 197H83V196H82ZM98 197H100V195H99ZM105 197H106V196H105ZM111 197H109V198H111ZM116 197H117V196H116ZM116 197H115V198H116ZM123 197H124V196H122V198H123ZM135 197H136V196H135ZM137 197H138V196H137ZM155 197H157V196H155ZM203 197L205 198V196H203ZM238 197H240V196H238ZM254 197H253V198H254ZM43 198H44V197H43ZM46 198H47V197H46ZM50 198H51V197H50ZM80 198H81V196H80ZM96 198H97V197H96ZM102 198H103V197H102ZM146 198H147V197H146ZM209 198H210V197H209ZM248 198H249V197H248ZM255 198H254V199H255ZM74 199H75V198H74ZM127 199H128V198H127ZM131 199H132V198H131ZM158 199H159V198H158ZM207 199H208V198H207ZM236 199H237V198H236ZM236 199H235V201H236ZM238 199H239V198H238ZM240 199H241V197H240ZM75 200H76V199H75ZM90 200H91V199H90ZM96 200H97V199H96ZM116 200H117V199H116ZM119 200H120V199H119ZM119 200H118V201H119ZM132 200H133V199H132ZM136 200H137V199H136ZM166 200H167V199H166ZM171 200H172V199H171ZM213 200H214V199H213ZM241 200H242V199H241ZM44 201H45V199H44ZM48 201H49V200H48ZM48 201H47V202H48ZM50 201H51V199H50ZM85 201H86V200H85ZM97 201H98V200H97ZM105 201H106V200H105ZM120 201H122V200H120ZM128 201H129V200H128ZM128 201H125V202H128ZM220 201H223V200H219V202H220ZM239 201H240V200H239ZM239 201H237V203H238ZM39 202H40V201H39ZM55 202H56V201H55ZM108 202H109V201H108ZM108 202H106V203H108ZM115 202H116V201H115ZM132 202H133V201H132ZM135 202H136V201H135ZM152 202H153V201H152ZM154 202H155V201H154ZM166 202H167V201H166ZM168 202H169V201H168ZM224 202H225V200H224ZM42 203H43V202H41L40 204L42 205ZM45 203H46V202H45ZM45 203H44V204H45ZM101 203H102V205H101L100 202H99V204H100L101 206H103V202H102V201H101ZM117 203H118V202H117ZM120 203H121V202H120ZM160 203H161V202H160ZM182 203H183V202H182ZM215 203H216V202H215ZM33 204H35V207H36V204H37V207L34 208V205H33ZM46 204H47V203H46ZM80 204H81V203H80ZM97 204H98V202H97ZM97 204H96V206H99V204H98V205H97ZM114 204H115V203H114ZM128 204H129V203H128ZM145 204H147V203L145 202ZM150 204H152V203L150 202ZM188 204H189V206H190L191 208H192V207H195V208H198V209H201V210H202V209H205V208H207V207H209V210H210V211H209L210 217H208V218L205 217V219H203L204 227H203L202 230H201V232L203 233V235H202L203 237L200 236L201 238H203V245H204V247L207 249V250L205 251L206 253H205L204 257H206V258H211L213 261H218V260H220L219 251H221V250H219V248H221L222 246L219 247V243H220V239H221L220 234H219V230H220V218H222V216H220L221 213H220V211L218 210V207L216 206V207H217V208H216L214 205H213V206H212V205L207 206V203H205V202H199V201H197V200H195V201H191V200H189ZM218 204H220V203H218ZM218 204H217V205H218ZM32 205H33V206H32ZM54 205H55V203H54ZM104 205H105V204H104ZM118 205H119V204H118ZM122 205H123V204H122ZM130 205H131V204H130ZM147 205L149 206V203H148ZM147 205H146V206H147ZM154 205H155V204H154ZM167 205H168V203H167ZM239 205H240V204H239ZM55 206H56V205H55ZM59 206H60V205H59ZM80 206H81V207L79 208V210H82V209H84V208H86V210H87V208L90 209V208H91L90 206H94V204H93V202L90 204V201H89V203H85V202H84V203H83L82 205H80ZM101 206H100V207H101ZM109 206H110V205H109ZM113 206H114V205H113ZM119 206H120V205H119ZM155 206H156V205H155ZM168 206H169V205H168ZM185 206H186V205H185ZM45 207H46V206H45ZM47 207H48V206H47ZM60 207H61V206H60ZM107 207H108V206H107ZM117 207H118V206H117ZM130 207H131V206H130ZM164 207H165V206H164ZM190 207H188V208L191 210ZM241 207H242V206H241ZM50 208H52V207H50ZM58 208H59V207H58ZM92 208H93V207H92ZM96 208H98V207H96ZM109 208H110V207H109ZM149 208H151V207H149ZM172 208H173V207H172ZM47 209H48V208H47ZM61 209H62V207H61ZM69 209H70V210H69ZM69 209H68V210H69L70 212H69V211H67V212H69V213H73V212H74V213H75V209H76V208H74V207L72 208V206H71V208H69ZM98 209H99V208H98ZM98 209H97V210H98ZM100 209H101V208H100ZM103 209H105V208H103ZM103 209H101V210H103ZM112 209H113V208H112ZM112 209H111V210L109 209V210L112 212L111 215L113 216V211H112ZM207 209H208V208H207ZM40 210H42V209H40ZM49 210H50V209H49ZM52 210H53V209H52ZM62 210H63V209H62ZM62 210H61V211H62ZM79 210H77V211H79ZM84 210H85V209H84ZM90 210H91V209H90ZM107 210H108V209H107ZM116 210H117V209H116ZM157 210H158V209H157ZM193 210H194V209H193ZM205 210H206V209H205ZM263 210H264V209H263ZM35 211H39V210L36 209ZM43 211H48V210H43ZM64 211H65V210H64ZM64 211H62V212L58 211V212H60V213L62 214V217H63V212H64ZM93 211H94V209H93ZM93 211H92V212H93ZM105 211H106V210H105ZM148 211H149V210H148ZM154 211H155V210H154ZM206 211H207V210H206ZM226 211H227V210H226ZM39 212H41V211H39ZM95 212H96V211H95ZM97 212H99V211H97ZM97 212H96V214H97ZM101 212H103V211H101ZM108 212H109V211H108ZM201 212H204V213H205V211H201ZM48 213H49V212H48ZM50 213H51V212H50ZM50 213H49V214H50ZM64 213H65V212H64ZM103 213L106 214L105 212H103ZM103 213H102V214H103ZM145 213H146V212H145ZM182 213H183V212H182ZM184 213H185V212H184ZM22 214H23V215H22ZM45 214H46V213H45ZM61 214H59V215H61ZM90 214L93 215V213H91V212H90ZM94 214H95V213H94ZM104 214H103V215H104ZM108 214H109V213H108ZM115 214H116V213H115ZM117 214H118V213H117ZM119 214H120V213H119ZM146 214H147V213H146ZM157 214H160V213H157ZM192 214H194V213H192ZM201 214H202V213H201ZM31 215H29V219H32V220H33V218H32L33 216H31ZM39 215H41V214H39ZM47 215H48V214H47ZM70 215H71V214H70ZM70 215H69V216H70ZM98 215H100V214H98ZM142 215H143V214H142ZM162 215H163V213H162ZM164 215H165V214H164ZM186 215H191V213H187ZM186 215H185V216H186ZM194 215H195V214H194ZM206 215H207V214H206ZM57 216H58V215H57ZM66 216H67V214L65 213V217H66ZM93 216L96 217V215H93ZM104 216H105V215H104ZM106 216H107V215H106ZM112 216H111V217H112ZM123 216H124V215H123ZM126 216H129V215H126ZM149 216H150V215H149ZM149 216H148V217H149ZM179 216H180V215H179ZM182 216H183V214H182ZM203 216H204V215H203ZM0 217H1V216H0ZM5 217H6V215H5ZM12 217H13V216H12ZM18 217H19V216H18ZM27 217H28V216H27ZM27 217H26V218H27ZM34 217H35V216H34ZM43 217H44V216H43ZM99 217H100V216H99ZM102 217H103V216H102ZM113 217H114V216H113ZM113 217H112V218H113ZM143 217H144V216H143ZM146 217H147V216H146ZM148 217H147V218H148ZM186 217H187V216H186ZM189 217H190V216H189ZM7 218H10V217H7ZM7 218H4L5 221H6ZM20 218H23V217H20ZM20 218H19V219H20ZM24 218H25V217H24ZM26 218H25V219H26ZM38 218H39V217H38ZM91 218H92V217H91ZM103 218H106V217H103ZM108 218H109V215H108ZM114 218H115V217H114ZM118 218H119V217H118ZM124 218H125V217H124ZM129 218H131V216H130ZM133 218H134V217H133ZM141 218H142V217H141ZM141 218H140V219H141ZM147 218H146V220L149 219V218H148V219H147ZM180 218H182V217H180ZM180 218H179V219H180ZM11 219H12V218H11ZM27 219H28V218H27ZM96 219H97V218H96ZM126 219H127V218H126ZM2 220H3V219H2ZM2 220H1V221H2ZM13 220H14V219H13ZM15 220H16V219H15ZM34 220H35V219H34ZM112 220H113V219H112ZM122 220H123V219H122ZM142 220H143V219H142ZM190 220H191V219H190ZM11 221H12V220H11ZM19 221H20V220H19ZM21 221H22V220H21ZM115 221H117V220H115ZM124 221H125V220H124ZM129 221H130V219H129ZM135 221H136V220H135ZM182 221H183V220H182ZM7 222H8V221H7ZM27 222H28V221H27ZM121 222H122V221H121ZM179 222H180V221H179ZM198 222H199V221H198ZM3 223H5V222H3ZM14 223H15V222H14ZM29 223H30V222H29ZM186 223H187V222H186ZM199 223H201V222H199ZM1 224H2V223H1ZM21 224H22V223H21ZM26 224H27V223H26ZM197 225H198V224H197ZM7 227H8V226H7ZM21 227H22V226H21ZM197 227H198V226H197ZM199 227H200V226H199ZM8 228H9V227H8ZM199 231H200V229H199ZM197 232H198V231H197ZM220 232H221V231H220ZM3 234H4V233H3ZM198 234H199V232H198ZM199 239H200V238H199ZM237 240H238V239H237ZM200 241H201V240H200ZM222 241H223V240H222ZM238 241H239V240H238ZM221 245H222V244H221ZM199 246H200V245H199ZM201 248H202V247H201ZM205 248H204V249H205ZM202 251H204V250H202ZM202 251H201V252H202ZM202 253H203V252H202ZM221 254H222V253H221ZM202 256H203V255H202ZM221 256H222V255H221ZM201 258H203V257H201ZM203 259H204V258H203ZM205 260H206V259H205ZM203 261H204V260H203Z\"/></svg>",
	"mask_w": 264,
	"mask_h": 264
}]
</instances>
